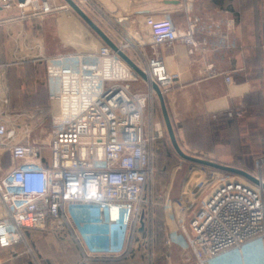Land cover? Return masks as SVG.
<instances>
[{
    "label": "built area",
    "instance_id": "built-area-1",
    "mask_svg": "<svg viewBox=\"0 0 264 264\" xmlns=\"http://www.w3.org/2000/svg\"><path fill=\"white\" fill-rule=\"evenodd\" d=\"M193 1L180 0L182 9L189 11ZM11 3L0 0L3 7ZM17 5L38 16L56 8L50 0H19ZM195 22L189 20L183 32L173 26L156 31L152 45L170 47L180 39L191 53L205 51L207 39L194 37ZM129 45L126 41L118 46L125 50ZM142 55L144 63L135 62L147 81L105 44L48 60L49 90L60 102V112L52 121L46 155L35 143L9 142L14 129L0 141L11 165L0 177V249L22 241L25 230L66 227L73 233L82 222L93 232L74 236L81 245L77 264H93L98 257L131 249L145 206L151 203L153 143L163 134L160 124L151 130L145 126V111L155 97L151 80L166 91L154 75L163 68L161 59ZM224 79L230 83L231 75L224 73ZM134 83L145 88L133 89ZM240 112L228 110L225 115ZM254 176L259 183L236 175L222 179L189 218L180 219L166 245L175 240L197 264H220L249 240L264 238V178Z\"/></svg>",
    "mask_w": 264,
    "mask_h": 264
},
{
    "label": "crops",
    "instance_id": "crops-1",
    "mask_svg": "<svg viewBox=\"0 0 264 264\" xmlns=\"http://www.w3.org/2000/svg\"><path fill=\"white\" fill-rule=\"evenodd\" d=\"M18 1L0 5V141L14 129L9 142L39 143L42 133L48 134V141L51 120L60 112V102L49 90L48 60L94 51L104 43L64 0H50L56 8L43 16L19 7ZM74 1L117 45L131 42L124 50L131 59L144 63L143 52L161 59L165 106L176 137L185 143L198 118L234 110L250 93L264 92V0H194L189 11L182 9L180 0ZM189 20H196L195 39H207L205 51L191 53L180 39L170 47L152 45L156 31L173 26L183 32ZM224 73L231 75L230 83ZM144 121L147 130L154 123L165 128L156 95ZM229 148L221 156L232 159ZM6 153L0 143V159ZM182 217L189 218L180 209L157 213L145 208L131 249L98 257L95 264H197L175 240L165 243ZM90 227L82 222L73 233L66 227L25 230L22 241L0 249V264H77L81 245L74 236L91 235ZM242 249L220 264H245Z\"/></svg>",
    "mask_w": 264,
    "mask_h": 264
},
{
    "label": "rangeland",
    "instance_id": "rangeland-1",
    "mask_svg": "<svg viewBox=\"0 0 264 264\" xmlns=\"http://www.w3.org/2000/svg\"><path fill=\"white\" fill-rule=\"evenodd\" d=\"M131 87L136 90L145 88L142 83H134ZM261 94L262 107L261 109H254L258 112H252L248 120L241 109L235 108L241 111L239 115H233L239 120L238 150H234L235 147L233 148L230 145L210 144L203 139L197 143L199 147H195L189 143H185L183 138L176 137L179 146L185 153L193 156L216 161L218 160V156L223 159H229L223 164L242 166L243 168H239L253 175L261 174L264 178V92H261ZM47 124L49 127V123ZM162 129V136L158 137L153 143V178L151 188H148L151 191L149 195L151 203L145 207L157 213H161L165 209L167 211L180 209L187 217H190L200 207L201 201L216 184L234 174H227L208 166L181 159L174 151L165 128ZM39 131L41 132L40 128ZM40 135L43 142H36L35 144L40 146L42 154L46 155L48 134L42 133ZM245 136H248V144ZM189 139L196 143L195 140L197 139L194 137H189ZM228 146L232 149V156L233 154L235 156L232 159L221 156L225 152L227 153V149H230ZM4 156V159H7V161L3 158L0 159V177L9 171L11 166L9 155L6 153ZM259 160H262L260 168L257 166V161ZM236 176L246 179L239 175ZM242 252L245 257V264H264V238L249 240L243 246Z\"/></svg>",
    "mask_w": 264,
    "mask_h": 264
},
{
    "label": "water",
    "instance_id": "water-1",
    "mask_svg": "<svg viewBox=\"0 0 264 264\" xmlns=\"http://www.w3.org/2000/svg\"><path fill=\"white\" fill-rule=\"evenodd\" d=\"M64 1L100 37L103 43L107 45L112 51H114L140 78H142L145 81L148 80L145 71H143L137 65V63L129 57V55L124 50L119 48V46L91 19V17L79 6V4L76 1L74 0H64ZM150 85L154 90L155 95L159 101L164 127L168 135V138L170 140V143L174 151L181 159L191 163L208 166L219 171L231 173L234 175H239L256 184L259 183L258 179L253 174L242 168L223 164L212 159L201 158L198 156H193L185 153L177 142L176 135L165 106L164 96L158 83L156 81L151 80ZM262 188L264 189V185H262Z\"/></svg>",
    "mask_w": 264,
    "mask_h": 264
},
{
    "label": "trees",
    "instance_id": "trees-1",
    "mask_svg": "<svg viewBox=\"0 0 264 264\" xmlns=\"http://www.w3.org/2000/svg\"><path fill=\"white\" fill-rule=\"evenodd\" d=\"M262 103L261 91H255L250 93V95L243 100L242 104L236 108L241 109L244 116L247 117L248 120V117L251 116L252 112H258L254 109H261ZM238 121L239 120H237L235 116H226L225 112L213 113L207 117L198 118L196 124L191 129V132L186 135L185 140L187 143L195 147H199L197 143L203 139L208 141L210 144L225 143L233 148L235 147L234 150H238ZM189 137L197 139L195 140L196 143L190 140ZM245 139L248 144V136H245ZM233 157H235L234 154ZM93 264H95V260L93 261Z\"/></svg>",
    "mask_w": 264,
    "mask_h": 264
},
{
    "label": "bare ground",
    "instance_id": "bare-ground-1",
    "mask_svg": "<svg viewBox=\"0 0 264 264\" xmlns=\"http://www.w3.org/2000/svg\"><path fill=\"white\" fill-rule=\"evenodd\" d=\"M96 50H97V49H96ZM154 75L158 76L159 79H163V78H162V73H161V71H159V70H154Z\"/></svg>",
    "mask_w": 264,
    "mask_h": 264
}]
</instances>
